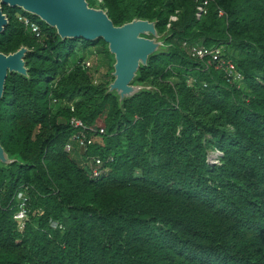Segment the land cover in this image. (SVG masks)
Here are the masks:
<instances>
[{
  "label": "trees",
  "instance_id": "obj_1",
  "mask_svg": "<svg viewBox=\"0 0 264 264\" xmlns=\"http://www.w3.org/2000/svg\"><path fill=\"white\" fill-rule=\"evenodd\" d=\"M203 1L88 0L115 25L155 21L163 41L133 80L143 88L123 100L109 91L115 57L102 38H62L3 5L0 51L28 47V74L9 73L0 98L13 159L0 160V264H264V0H208L198 18ZM185 42L224 46L242 79ZM83 130L99 135L86 149L73 139ZM89 157L102 159L99 176Z\"/></svg>",
  "mask_w": 264,
  "mask_h": 264
},
{
  "label": "water",
  "instance_id": "obj_2",
  "mask_svg": "<svg viewBox=\"0 0 264 264\" xmlns=\"http://www.w3.org/2000/svg\"><path fill=\"white\" fill-rule=\"evenodd\" d=\"M3 5L18 7L38 16L51 27H55L62 38H83L89 41L102 38L114 54V80L109 91H116L123 100L139 92L143 86L133 84L141 65H147L149 56L163 45L155 21L135 18L122 25H115L103 8L92 7L88 0H0V33L9 20ZM28 47L5 54L0 51V98L5 91L9 73L27 75L25 55ZM0 160L11 163L0 143Z\"/></svg>",
  "mask_w": 264,
  "mask_h": 264
},
{
  "label": "built area",
  "instance_id": "obj_3",
  "mask_svg": "<svg viewBox=\"0 0 264 264\" xmlns=\"http://www.w3.org/2000/svg\"><path fill=\"white\" fill-rule=\"evenodd\" d=\"M207 4H208V0H204L197 6L196 15L198 18H200L201 15L205 12V6ZM219 14L223 15L224 14L223 10H220ZM19 18L24 22L26 26H28L32 30V32L36 33L37 35L40 34V25L37 22L33 21L27 15H19ZM170 19L172 21L177 20V16L172 15ZM184 45L188 48V53L194 57H198L201 59L205 57H209L210 61L215 63L217 68L224 70L225 75L229 80L238 81L242 79V74L237 70L235 62L224 55V46L207 47L205 45L189 44L187 42H185ZM82 65L84 66V68H91L92 62L90 61V59H86L83 61ZM71 122L75 127H82L84 130L85 129L93 130L92 127L89 128L86 127L80 119L73 117ZM84 130L79 132L78 134H75L73 137V139L77 143V146L82 149H86L89 145L93 144L97 139V136L94 135L88 136ZM103 133H105V127L100 126L99 134H103ZM73 148L74 145L73 143L70 142L67 143L65 147V149L68 152H71ZM88 160L90 161L92 176H99L103 171L101 170L103 164L102 159L99 157H89ZM17 199L19 200L20 208L16 212L14 217L19 224V228L22 229L24 227L25 221L28 219V211H29L27 206L28 196L25 191H19L17 193ZM51 226L53 228H62V224L59 223L58 221H52Z\"/></svg>",
  "mask_w": 264,
  "mask_h": 264
},
{
  "label": "rangeland",
  "instance_id": "obj_4",
  "mask_svg": "<svg viewBox=\"0 0 264 264\" xmlns=\"http://www.w3.org/2000/svg\"><path fill=\"white\" fill-rule=\"evenodd\" d=\"M37 23H38V22H37ZM94 48H95V47H92L91 49H94ZM96 57H97V56L94 55V57L90 59V61L92 62V66L96 64ZM106 68H107V67H105V68L103 69L102 73H104V72L106 71ZM98 138H99V137L97 136V139H98ZM218 155H219V154H218L217 152H216V153H214V152L211 153L210 161H211L212 163H216V162H217V157H218Z\"/></svg>",
  "mask_w": 264,
  "mask_h": 264
}]
</instances>
